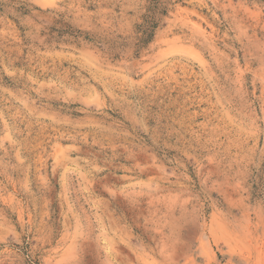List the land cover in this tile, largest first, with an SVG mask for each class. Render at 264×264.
<instances>
[{
    "label": "rangeland",
    "instance_id": "374dc122",
    "mask_svg": "<svg viewBox=\"0 0 264 264\" xmlns=\"http://www.w3.org/2000/svg\"><path fill=\"white\" fill-rule=\"evenodd\" d=\"M0 264H264V0H0Z\"/></svg>",
    "mask_w": 264,
    "mask_h": 264
}]
</instances>
